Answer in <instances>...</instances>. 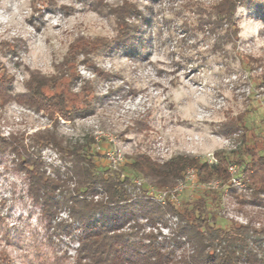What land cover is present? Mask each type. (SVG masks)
<instances>
[{"label":"rangeland","instance_id":"obj_1","mask_svg":"<svg viewBox=\"0 0 264 264\" xmlns=\"http://www.w3.org/2000/svg\"><path fill=\"white\" fill-rule=\"evenodd\" d=\"M220 1L0 0V82H11L10 98L0 94V134L29 145L36 131L56 129L69 141L91 144L100 171L129 174L138 197L158 202L166 193V201L182 209L214 191L206 210L216 226L234 221L264 229V206L244 187L201 185L189 168L175 186L161 188L130 168L138 155L210 161L223 150L235 161L245 145L264 153V0L239 4L231 19L216 13ZM125 23L139 30L130 45L115 42ZM79 38H105L111 48L87 60L80 55L73 76L46 89L71 97L69 115L36 109L20 97L31 74H56L55 65ZM13 157L0 155V250L13 264H71L79 224L65 208L53 218L43 213ZM40 157L49 172L60 167L67 176L71 162L55 147L42 149ZM153 218L139 216L143 229L132 239L154 233L172 248L181 218ZM185 237L179 236L176 257L193 252Z\"/></svg>","mask_w":264,"mask_h":264},{"label":"trees","instance_id":"obj_2","mask_svg":"<svg viewBox=\"0 0 264 264\" xmlns=\"http://www.w3.org/2000/svg\"><path fill=\"white\" fill-rule=\"evenodd\" d=\"M250 1L254 0H221L215 11L231 19L239 4ZM124 20L125 15L121 17L122 23ZM123 31L114 41L124 45H130L139 32L131 24H127ZM109 48L111 42L105 38L77 39L64 60L55 65L57 73L31 74L27 92L20 97L36 109H44L50 114L58 112L67 117L71 97L63 93L47 94L46 89L57 88L65 78L72 77V64L79 62L80 55L87 60L91 53ZM9 83L0 82V94H4L6 99L10 98L7 92ZM49 146L55 147L65 161L71 162L66 168L67 176L63 177L60 167H55L53 173L48 171L40 153ZM90 146L86 142L69 141L56 129L50 128L33 133L29 145L0 134V155L9 151L14 156L15 169L27 177L29 192L42 205L43 213L53 218L61 208H65L79 224L81 235L77 239V255L71 264H264V229L234 221L228 227L216 226V217H208L206 210L208 200L214 198L211 196L214 191L204 192V195L184 204L182 209L177 202L170 200L161 204L145 196L138 197L129 174L123 175L111 168L98 169L93 154L89 152ZM260 150L257 145H245L241 157L235 161L223 150H218L215 152L216 162L189 155H176L157 162L148 156L138 155L133 158L130 168L161 188L175 186L191 168L199 184L219 181V186L227 185L234 191L229 183V167L235 164L244 188L250 191L259 205L264 206V153ZM70 179L75 181L73 187L68 185ZM165 213L177 215L182 221L178 226L179 235L172 239L175 244L172 248L159 242L154 233H143L139 240L132 239L143 229L139 216L150 217L153 221V217ZM66 227H71V224ZM182 233L193 252L176 257L174 249L182 246L179 238ZM0 264H13L6 250H0Z\"/></svg>","mask_w":264,"mask_h":264},{"label":"built area","instance_id":"obj_3","mask_svg":"<svg viewBox=\"0 0 264 264\" xmlns=\"http://www.w3.org/2000/svg\"><path fill=\"white\" fill-rule=\"evenodd\" d=\"M210 161L211 162H216L215 157L213 156ZM229 171L231 173V179H230L229 183L233 187L243 188L244 187V185H243L244 183L242 181V176L238 172V166L235 165V164L230 165ZM193 173L195 174V171H193ZM219 184H220L219 181H211V182H209L207 184H204V185L207 186V187H210L211 185L218 186ZM166 199H167L166 198V193H164L162 196L160 195V197H157L158 202L161 203V204H165L166 203Z\"/></svg>","mask_w":264,"mask_h":264}]
</instances>
